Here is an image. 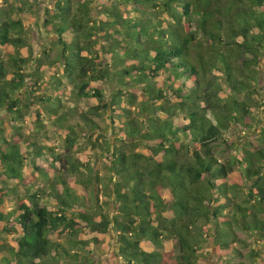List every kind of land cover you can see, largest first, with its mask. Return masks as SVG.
I'll use <instances>...</instances> for the list:
<instances>
[{
    "label": "trees",
    "instance_id": "trees-1",
    "mask_svg": "<svg viewBox=\"0 0 264 264\" xmlns=\"http://www.w3.org/2000/svg\"><path fill=\"white\" fill-rule=\"evenodd\" d=\"M32 1L0 0V264H94L100 245L79 240L85 230L113 236L118 264H208L212 253L249 264L235 258L239 233L264 241V0H56L35 23L53 37L36 56L21 8L37 15ZM65 89L96 100L73 124ZM102 113L112 136L91 117ZM238 127L256 144L221 160ZM53 129L68 151L82 136L88 161L23 134ZM27 163L39 181H26ZM238 165L244 191L229 179ZM248 256L264 264L261 250Z\"/></svg>",
    "mask_w": 264,
    "mask_h": 264
},
{
    "label": "rangeland",
    "instance_id": "rangeland-1",
    "mask_svg": "<svg viewBox=\"0 0 264 264\" xmlns=\"http://www.w3.org/2000/svg\"><path fill=\"white\" fill-rule=\"evenodd\" d=\"M13 1V0H12ZM23 0H18L19 4L20 2H22ZM25 2L34 4V2L32 0H25ZM37 15L31 14L29 11H32V9L30 8V6L25 5L22 6V13H23V23L25 25V27L27 28V32L31 35V50H32V55L36 56V55H40L42 53V51L44 50V48L48 49L51 45V40L53 37L51 36V33H46L42 28L41 25H39L42 21V16L44 15V9L48 6L52 7L55 5L56 0H37ZM37 21H39V24H35ZM70 35H65L64 38L67 39L69 38ZM54 49V48H53ZM24 54L26 53V50H23ZM50 52V51H49ZM52 54H55V51H51ZM50 52V53H51ZM31 67L34 68L35 64L34 62L31 63ZM46 67H44L43 69V79L42 81L44 83H47V80L50 79V76L52 74V70H48L46 69ZM259 85H261L262 87H264V58L261 59L260 61V66H259ZM94 85H100L103 86L105 85V92L106 94H108L109 89L108 86L102 82H96L94 83ZM41 86V85H40ZM47 92V94H53L55 93V90L49 86H47L45 88ZM40 90H37L35 92V94L40 93ZM55 96V95H52ZM107 96V95H106ZM260 102L261 104L264 103V90L260 92ZM61 97V101L63 104V108L68 112L69 114V120L68 122H70V124H73L74 122H77L80 117H81V113L83 112H87L88 109L91 107L92 104L96 103L95 99H90V98H82L79 100L74 99L72 96H70V93L68 91V89H65L63 95H60ZM126 106H128L125 103ZM258 109V110H257ZM256 110L259 113V118L263 117L264 118V105H261L259 108H257ZM109 113V111H108ZM10 116V115H9ZM107 114L105 115L104 113H102L101 116H93L91 114V117L98 122V124L101 126V128L104 130H106L107 126L109 125V120L106 117ZM1 118V117H0ZM44 120L47 123L48 117L45 116ZM26 122L28 121V118H26L25 120ZM264 122V121H263ZM3 126V125H2ZM28 126V125H27ZM28 128L30 129L31 127L28 126ZM87 129L84 130V132H86ZM239 130V131H238ZM46 130H41L40 133L37 134H32L30 132H25L23 133L26 141H32V140H37L39 144H47V145H52L55 149V152H61L67 156L72 155L73 157L78 158L80 161H88V156H89V148L87 146V144L84 142V138L81 136V133H83L81 130H78L79 135L81 137H79L78 139V145L80 144V146H82L79 149H73V151H68L66 144L64 142L65 136H66V131L63 129L59 130V129H53V130H49V133L45 132ZM237 133L234 134L235 137H230L232 140H234L235 142V146L232 147L231 149H227V147L224 144H221L219 146L216 147V153L218 155V157L221 160H225L228 159L230 156V153L233 154H237L238 151V146L240 147V144H244L245 141L250 140L253 144H256V138L254 135H252L251 133H248V131L244 128L238 127L237 128ZM6 132H10L8 128H6ZM107 135L108 136H112L111 135V131L110 129L107 128ZM239 132V133H238ZM232 135V134H230ZM240 137V138H239ZM28 138V140H27ZM247 138V140H246ZM27 145L28 143L25 142ZM26 144L23 143V147H25L26 149H30V145L27 146ZM25 151V149H23V152ZM73 153V154H72ZM29 160V159H28ZM38 161V160H36ZM58 167H65L66 163H65V158L62 159L61 163H57ZM92 166L94 167L95 171H100V174H102L105 171V167L104 164L101 162V160L97 159L95 160L94 163H92ZM85 170V169H83ZM23 174L25 176L26 181H31V183L33 181H39L38 177H36L34 174H32V167L30 165H28V163L25 165V167L23 168ZM229 179L232 181H235L237 184H239V186L241 187V191H244L246 187L250 186V182L248 181V179H246L244 177L243 174V167L238 165L235 167L234 171L230 174ZM14 182V181H13ZM100 203L101 201H106V196L103 194H100ZM11 204L7 203V205L5 207H10ZM239 236L241 238H244L246 240V246H241L239 243H237V247L240 248L241 250V256L239 258H235V260H241L243 262L249 263V264H262L259 261H257L256 263H252V260L250 259V257L248 256V253L250 251L251 248H255L257 250H261L264 254V241H262L261 238L259 237H248L243 233H239ZM93 237H96L98 239V243L100 245V249L98 250H93V254H90L91 257H94L95 262L94 264H118L117 260L115 258V256L112 254L113 249L116 247V245H114L113 241V236L110 235L109 233L106 234H98L96 232L91 233L89 231H84L82 234L79 235V240L81 241H88L90 242V246L93 249L94 248V242L92 240ZM65 238H68L65 236ZM142 248L146 251H151L153 249L152 245L149 242H142L141 244ZM176 248V240L174 239H167L165 241V249L167 251H170L172 249ZM218 260L215 257V254L212 253L210 254L207 258L206 261L208 264H217Z\"/></svg>",
    "mask_w": 264,
    "mask_h": 264
}]
</instances>
